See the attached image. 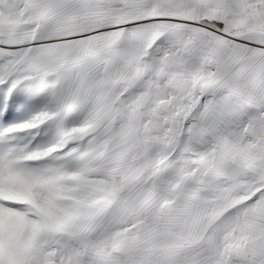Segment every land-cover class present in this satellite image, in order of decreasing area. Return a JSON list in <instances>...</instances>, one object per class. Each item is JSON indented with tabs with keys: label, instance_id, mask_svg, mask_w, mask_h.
Segmentation results:
<instances>
[{
	"label": "snow or ice",
	"instance_id": "1",
	"mask_svg": "<svg viewBox=\"0 0 264 264\" xmlns=\"http://www.w3.org/2000/svg\"><path fill=\"white\" fill-rule=\"evenodd\" d=\"M0 264H264V0H0Z\"/></svg>",
	"mask_w": 264,
	"mask_h": 264
}]
</instances>
